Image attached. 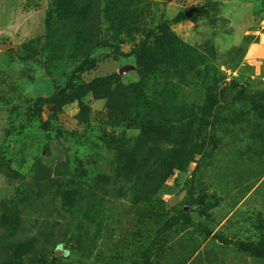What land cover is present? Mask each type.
Returning a JSON list of instances; mask_svg holds the SVG:
<instances>
[{
	"label": "rangeland",
	"instance_id": "rangeland-1",
	"mask_svg": "<svg viewBox=\"0 0 264 264\" xmlns=\"http://www.w3.org/2000/svg\"><path fill=\"white\" fill-rule=\"evenodd\" d=\"M0 264H264V0H0Z\"/></svg>",
	"mask_w": 264,
	"mask_h": 264
},
{
	"label": "trees",
	"instance_id": "trees-1",
	"mask_svg": "<svg viewBox=\"0 0 264 264\" xmlns=\"http://www.w3.org/2000/svg\"><path fill=\"white\" fill-rule=\"evenodd\" d=\"M192 19H195V17H192ZM186 21V18L184 16V13L177 14L171 21L166 19L164 15H162L158 21V24L154 28V30L150 31L146 34L144 39L140 42L139 46L137 47L136 51L137 54H143L145 52H148L150 50V44L149 40L152 37L154 44L156 47L158 46H171L174 41H177L175 37L172 35L171 31L169 30V24L170 23H180ZM236 95L240 94V91H234ZM67 103V100L61 96V99L59 101H56L55 104L57 107H63ZM207 201V200H206ZM211 204H215V201H213ZM208 206H200L201 211L205 212V210L208 209Z\"/></svg>",
	"mask_w": 264,
	"mask_h": 264
},
{
	"label": "water",
	"instance_id": "water-1",
	"mask_svg": "<svg viewBox=\"0 0 264 264\" xmlns=\"http://www.w3.org/2000/svg\"><path fill=\"white\" fill-rule=\"evenodd\" d=\"M186 16H187V17H189V16H190V14H187Z\"/></svg>",
	"mask_w": 264,
	"mask_h": 264
}]
</instances>
